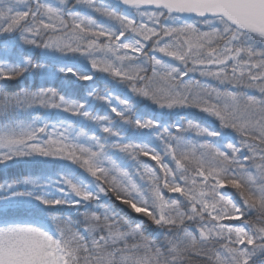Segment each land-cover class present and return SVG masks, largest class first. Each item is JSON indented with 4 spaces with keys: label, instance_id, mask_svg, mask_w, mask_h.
I'll return each instance as SVG.
<instances>
[{
    "label": "snow or ice",
    "instance_id": "1",
    "mask_svg": "<svg viewBox=\"0 0 264 264\" xmlns=\"http://www.w3.org/2000/svg\"><path fill=\"white\" fill-rule=\"evenodd\" d=\"M0 174V264H264V0H0Z\"/></svg>",
    "mask_w": 264,
    "mask_h": 264
},
{
    "label": "trees",
    "instance_id": "2",
    "mask_svg": "<svg viewBox=\"0 0 264 264\" xmlns=\"http://www.w3.org/2000/svg\"><path fill=\"white\" fill-rule=\"evenodd\" d=\"M18 171H19V170H13V172L10 173V175H15L16 172H18ZM24 171H27V169H25ZM4 178H5V176L2 175V174H0V182H3Z\"/></svg>",
    "mask_w": 264,
    "mask_h": 264
},
{
    "label": "rangeland",
    "instance_id": "3",
    "mask_svg": "<svg viewBox=\"0 0 264 264\" xmlns=\"http://www.w3.org/2000/svg\"><path fill=\"white\" fill-rule=\"evenodd\" d=\"M185 115L191 116V112H189V113H185Z\"/></svg>",
    "mask_w": 264,
    "mask_h": 264
}]
</instances>
